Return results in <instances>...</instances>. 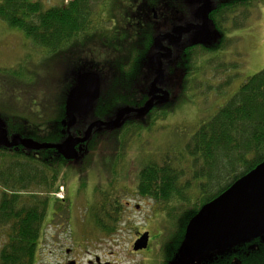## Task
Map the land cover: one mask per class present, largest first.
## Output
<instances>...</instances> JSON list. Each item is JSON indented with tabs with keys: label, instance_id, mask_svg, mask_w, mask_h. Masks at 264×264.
Segmentation results:
<instances>
[{
	"label": "trees",
	"instance_id": "1",
	"mask_svg": "<svg viewBox=\"0 0 264 264\" xmlns=\"http://www.w3.org/2000/svg\"><path fill=\"white\" fill-rule=\"evenodd\" d=\"M62 1L61 5L46 8L40 0H0V18L11 27L22 29L36 45L47 50L48 56L53 50H58L57 60L65 62V52L79 48V42L107 36L103 33L106 28L99 29L103 10L95 11L93 0ZM253 1L244 0L240 5L248 7ZM174 2L132 0L127 16L117 23L122 45H125L123 42L144 38L145 21L148 16L151 17L152 7L162 13L170 12L175 7ZM134 4L137 6L135 14L131 16ZM237 7V1L229 3V10L235 11ZM150 34L148 39L151 38ZM23 77L20 71L15 73L12 81L18 84L22 95L25 94L24 102L28 107L21 111L0 107L3 114L0 118L9 123L12 133L30 136L41 143L61 141L65 129L61 120L65 117L67 96L77 81L59 83V78L53 83V89L51 86L50 89L23 92ZM33 80L31 75H27L23 78L24 85L30 86ZM41 99H44L46 107L41 110L32 108ZM102 100L95 106V112L97 109L99 115L106 113L101 109ZM54 104L56 107L53 108ZM145 117L148 119L149 116ZM152 121L150 119L148 125H134L124 132L131 127L130 122L125 123L124 120L110 129H115L112 135L94 132L90 151L94 153L98 146L103 151L104 145L113 146L114 151L120 147L123 149L127 137L141 129H152ZM99 137L103 138L100 143L97 140ZM185 150L186 154L177 153L175 157H165L162 162L146 164L142 182L161 183L162 186L153 187L151 193L167 194L175 199L180 209L196 205L195 214L202 205L219 196L235 180L264 161V69L248 77L227 103L203 122L185 144ZM56 155L59 156L55 148L36 151L23 146L8 148L0 145V243L3 242L0 264H37L46 225L57 207L54 193L59 189L58 177L63 165ZM161 168L164 170L159 171ZM195 190L196 196L192 193ZM102 208L97 205L92 209L96 217L104 215L109 218L118 210V206L109 199ZM189 220L187 218L182 224L179 242L170 247L172 250L169 249L170 260L167 264H172L173 249L177 258L181 257L185 264H190L181 253ZM95 225L104 230L109 222L98 219ZM196 264H264V236L227 250L209 253L198 258Z\"/></svg>",
	"mask_w": 264,
	"mask_h": 264
},
{
	"label": "flooded vegetation",
	"instance_id": "2",
	"mask_svg": "<svg viewBox=\"0 0 264 264\" xmlns=\"http://www.w3.org/2000/svg\"><path fill=\"white\" fill-rule=\"evenodd\" d=\"M236 1L239 4L244 0H209L211 8L207 12V24L211 38L206 41L202 40L200 36L203 32V24L205 23L204 17L201 14V7L207 3V0H175V7L170 12L164 11L162 13L163 11L161 12L156 7L151 8V17L148 16L145 21L147 24L145 23V34L142 39L123 42L125 44L123 46L118 29L119 25L113 23L112 27L104 29L103 33L108 34L104 39H88L87 42H79V48H72L65 52L66 60L70 56L80 55L83 60L88 58L97 63L98 68L96 70L93 69V72H96L100 76L101 94L89 112L76 115L77 121L71 127L67 123H64V121H67L65 113V117L61 120L65 128L63 139L57 143L65 141L68 137L81 138L85 135L93 122H87L85 127L81 129L78 128V122L81 117L86 118L93 112L94 107L102 97L101 95H103V100L101 103L99 102L102 104L101 109L106 111L117 109V112L125 106L139 109L154 97L151 95V89L159 72L157 67L152 63V57L160 51L156 45V39L158 37H161V43L163 45L161 51L163 53H166L168 50L172 51L171 57H163L161 59L164 77L156 83V86L161 89V93L155 94L156 99L153 107L147 112L149 115L148 119L137 117L130 121V124L148 125L153 113L161 110L175 113L177 108L173 103H165V99H160V96L164 92H168V88L164 84V78L169 73V61L173 60L172 63H176V60H174L175 57H173L175 48L178 46L181 47L179 54L183 56L182 60H184V65L185 61H187V59L185 60L187 54H192V51L196 50L197 47L205 46L204 43L210 42L215 36L218 37L215 40V42H218L216 47H219L221 42L229 39L227 37L228 31L226 27V22L229 21V12L231 11L228 10L229 3ZM191 5L193 9H191ZM130 14L133 16L135 12L133 11ZM187 26H192V30L189 32L182 31L178 41H174L170 36L164 37L170 34L173 35V38H176L179 35L175 30L177 28L185 29ZM111 29L114 31H111ZM244 29L246 30L243 27L236 30L240 31L241 34ZM149 34L151 38L148 39ZM75 50L77 52L74 54L73 52ZM49 55L45 53V58L52 60V63L56 62L59 51L53 50ZM61 57L63 58L64 56ZM203 62V65L209 64V61ZM175 69L176 67L173 66L172 70L175 71ZM84 71L91 70H80L78 75ZM198 73L203 74L201 71ZM196 75L194 76L195 79ZM52 78L51 85L53 89V83H56V77ZM187 79L190 81L192 78H189V76L183 77L185 83H187ZM232 83L233 80L231 85ZM187 88V86H183V93L186 92ZM22 91L24 92L23 89ZM181 93H179V96H182ZM124 99L126 104L117 106L123 102L125 103ZM34 105L36 108H32L35 110H41L46 107L44 99H41ZM54 107H56L55 104ZM131 114L139 115L136 111L131 112ZM0 120H3L5 123L9 140H12L15 135H18L12 133L13 130H11L8 122L1 118ZM159 120L163 121L157 119L156 122ZM94 132L95 128L88 141L76 145V150H78V156L76 158H66L57 151L59 154V156L56 155L58 161L60 160L63 165L60 168H63V170L69 169L71 172L66 176L69 182H67L68 185L66 186L67 192L59 201L61 206H67L68 208L69 214L65 217V222L69 224L70 230L64 229L63 222L52 225L53 219L58 217L63 218L62 214L54 210L46 226L51 225V229L54 228L55 230L54 232H49L47 230L49 228L46 227L44 238L41 241L44 244L50 241L48 242L50 248L48 254H44L43 250L45 247H42L43 244L41 243L39 253L37 254V264H167V261L170 260V247L178 243L181 237V228H175L169 231L168 226L171 222L174 223L180 220L182 214L185 216V212H183L184 208H178L175 199L169 198L167 194L151 193L153 187H161L162 185L159 182L157 184L142 182V172L146 168L129 169L126 173L124 172L126 169L123 167H120L116 173L114 169H108L110 172H106L107 168H101L100 174L102 173L103 177L101 175V178L93 181L94 177L90 172V166L88 164L89 158L93 159V152L90 151L89 141L92 139ZM102 139V137L97 138L98 142H102ZM6 147L13 148L17 146ZM103 160L104 157L102 156V159L97 160V162L101 163ZM158 170L161 171L164 169L161 168ZM83 172H85L84 180L81 178ZM121 185L123 186L121 187ZM97 186L103 187L101 189L102 195L98 199L95 195ZM80 193L84 195L87 210L83 216L79 215V212L75 213L73 209L74 200H77L75 196ZM106 199H109L118 206V210L109 218H106L104 215L96 217L92 209L97 205L100 208H104ZM55 202H57L56 199ZM102 213L104 214V210H102ZM136 215L141 216V222L136 221ZM77 219L81 227L79 231L73 227V222ZM98 219H106L109 222L107 229L103 230L96 227L95 223ZM144 236L148 237L146 243L145 240L141 241ZM137 242L142 247H137ZM143 244L146 245L144 246ZM174 251L175 249H173Z\"/></svg>",
	"mask_w": 264,
	"mask_h": 264
},
{
	"label": "rangeland",
	"instance_id": "3",
	"mask_svg": "<svg viewBox=\"0 0 264 264\" xmlns=\"http://www.w3.org/2000/svg\"><path fill=\"white\" fill-rule=\"evenodd\" d=\"M40 1L44 3L46 8L63 3L62 0ZM68 1L70 0H65V2ZM105 2L106 0L92 1L95 11L103 10L100 14L102 17L99 20V26H101L99 29H109L113 23L117 24L121 22L127 16L129 4L132 0H110L107 3ZM138 4L140 5V2ZM136 6L137 4L132 6L133 11L136 9ZM191 9H193L192 5ZM229 14V21L226 22L227 37L229 39L221 42L219 47H216L218 42H215V40L218 37L215 36L210 42L204 43L205 46L197 47V51L194 50L192 54H187L185 57L187 61H185L184 65L183 56L179 54L181 47L175 48L173 56L175 59H173L176 60V63H172L173 60L169 61V73L164 78V84L169 92V97L164 102L173 103L177 108L176 111L174 110L175 113H169L164 110L157 113L154 112L152 116L153 121L151 122L152 129H141L132 133V135L126 138L125 144L122 147L123 149L120 147L116 149L117 151H114L113 146L107 147L104 145L103 154L102 149L98 146L92 154L93 159L89 158L88 164L90 172L94 177L93 181L101 178V168H107L106 172H110L108 169H114L116 173L120 167H123L126 169L124 171L126 173L129 169L145 168L146 164L151 161L162 162L167 156L175 157L177 153L186 154L185 144L190 141L203 122L210 119L225 105L248 77L264 69V0H254L248 7L242 6L239 3L236 10L230 11ZM242 27L246 28V30L244 29L240 34V31L236 29ZM46 51L43 47L36 45L22 29L11 27L0 18V107L2 109L10 110L13 108L21 111L28 107L27 103L24 102L26 98L25 94L22 95L18 84L12 81L15 73L21 71L24 77L31 75L34 78L30 86L26 84L28 87L24 85V77L21 78V88L23 90L38 89L39 91L40 88H51L52 77H56L55 80L60 78L59 83L63 81L70 83L73 80L76 82L80 70L90 69L93 71V69L96 70L98 68L97 63L92 59L87 58L83 60L80 55L70 56L65 62L56 60V62L52 63V60L45 58ZM76 52L77 50L73 53L75 54ZM203 61H209L210 65H203ZM173 66L176 67L175 71L172 70ZM200 71L203 74H199L198 72ZM196 73L198 74L196 75ZM195 75L196 79L194 78ZM186 76L192 78L190 81L187 79V83L183 81V77ZM232 80L233 83L231 85ZM184 85L188 87L185 93H183ZM180 92H182V96H179ZM101 96L103 98V95ZM33 102L34 100L31 102L32 105ZM124 104H126V101L117 106ZM104 114L99 115L97 114V109L96 112L93 109V112L86 118L81 117L78 122V128L81 129L85 127L87 122H94L99 119L108 121L109 117L117 115V109L106 111ZM145 116L149 115L146 114L142 118H146ZM0 117H3V114L0 113ZM135 118H137L136 114H129L124 117V120L127 123ZM157 119L163 121L159 120L156 122ZM129 125L131 127L126 128L124 132L141 124L129 123ZM114 131L115 129L110 130L102 126L96 128L95 134L112 135ZM93 143V140H90L89 145L91 146ZM102 156L104 160L97 165V160H101ZM68 173H71L69 169L63 170L61 168L58 177L59 189L54 193L57 200V207L54 210L62 214L63 218L58 217L52 221V225L63 222L65 230H70L69 224L65 222V217L69 214V211L67 206H61L59 201L67 192L66 186L69 182L66 176ZM84 173L81 177L83 180L85 179ZM102 188L101 186H97V189L95 188L97 199L102 195ZM192 193L195 196L197 194L196 190ZM50 195L52 196L51 193ZM75 198L77 200H74V212H79V215L83 216L87 211L84 195L80 193ZM194 210L193 207H184L183 212H185V216L182 214L180 220L174 223L171 222L168 230L172 231L175 228L182 229L184 220L190 219L191 215H194ZM135 217L137 222H141L140 215H136ZM50 226H46L49 228L47 230L54 232L55 229H51ZM73 227L77 231L81 229L78 219L73 222ZM48 242L50 241H47L45 244L42 243V247H45L43 250L44 254H48L50 248ZM2 244L3 242L0 243V248ZM173 257L172 264H185L181 257L177 258L175 251Z\"/></svg>",
	"mask_w": 264,
	"mask_h": 264
},
{
	"label": "water",
	"instance_id": "4",
	"mask_svg": "<svg viewBox=\"0 0 264 264\" xmlns=\"http://www.w3.org/2000/svg\"><path fill=\"white\" fill-rule=\"evenodd\" d=\"M210 2L201 7V14L204 17L203 32L201 39L206 41L211 38L207 24V12L210 10ZM192 26L185 29L177 28L175 32L179 35L173 38L180 39L182 31L189 32ZM207 33V34H205ZM203 34H205L203 36ZM214 38V37H213ZM157 48L160 50L152 57V63L158 69V76L151 89L152 97L145 106L134 109L130 106L121 108L115 117L108 121L101 119L94 121L81 138L68 137L59 143H41L35 139L15 135L12 140L8 139L5 123L0 120V145L18 146L22 145L27 149L40 150L42 148H55L58 153L66 158L73 159L78 156L76 145L88 141L93 129L98 127L114 128L119 126L126 115L136 111L139 115L146 113L153 107L156 99L155 94L161 93L156 83L164 77L161 59L171 57L172 51L163 53L161 37L156 39ZM100 76L93 71H84L77 77L76 84L71 88L66 100V118L64 123L73 126L77 121V114L89 112L101 94ZM169 92H164L160 99H167ZM164 100V101H165ZM264 236V161L259 163L252 170L235 180L224 192L213 200L201 206L199 211L188 221L184 234L181 253L191 264H196L198 258L216 251H223L235 246L250 242ZM144 236L141 241H147ZM144 246L146 244H143ZM142 247L137 242V247Z\"/></svg>",
	"mask_w": 264,
	"mask_h": 264
}]
</instances>
